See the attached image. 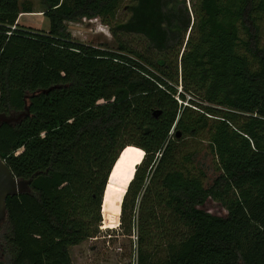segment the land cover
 Returning a JSON list of instances; mask_svg holds the SVG:
<instances>
[{
    "label": "trees",
    "instance_id": "1",
    "mask_svg": "<svg viewBox=\"0 0 264 264\" xmlns=\"http://www.w3.org/2000/svg\"><path fill=\"white\" fill-rule=\"evenodd\" d=\"M41 4L47 32L19 24L29 5L0 0V114H27L0 126V157L27 182L6 202L9 264H74L71 248L102 233L127 147L144 152L119 225L137 264H264V0ZM95 19L114 49L66 26ZM187 139L207 142L210 184Z\"/></svg>",
    "mask_w": 264,
    "mask_h": 264
},
{
    "label": "rangeland",
    "instance_id": "2",
    "mask_svg": "<svg viewBox=\"0 0 264 264\" xmlns=\"http://www.w3.org/2000/svg\"><path fill=\"white\" fill-rule=\"evenodd\" d=\"M22 4L29 5L32 13H22L19 16V24L34 31L47 32L49 30V19L43 16V6L41 0H20ZM125 17V12L121 14ZM67 29L72 38L83 44L94 46H108L114 49L116 44L109 28L102 24L100 20H82L78 23H66ZM137 38V37H136ZM133 40L129 36L126 41ZM140 43L142 41L138 39ZM181 91V84L178 85ZM192 141V143H191ZM190 146L197 147V154L194 158V166L196 171H204L207 177V184H210L219 174L214 156L208 149L206 141L198 143V141L187 139ZM122 179V178H121ZM120 179L114 180L115 184L120 183ZM206 212L216 216L227 215L218 203L208 200L202 207ZM121 215V213H120ZM2 223L0 226V260L9 264L11 261L10 250L6 244L7 226ZM120 225V224H119ZM101 234L95 238H91L79 246L71 248V257L74 264H137L135 233L130 237L124 236L120 227L111 229H102Z\"/></svg>",
    "mask_w": 264,
    "mask_h": 264
},
{
    "label": "bare ground",
    "instance_id": "3",
    "mask_svg": "<svg viewBox=\"0 0 264 264\" xmlns=\"http://www.w3.org/2000/svg\"><path fill=\"white\" fill-rule=\"evenodd\" d=\"M144 152L135 147H127L117 160L110 175L102 204V229H111L120 224L121 204L127 188L134 177L136 167L142 162ZM121 181L114 187V180ZM122 178V179H121Z\"/></svg>",
    "mask_w": 264,
    "mask_h": 264
},
{
    "label": "water",
    "instance_id": "4",
    "mask_svg": "<svg viewBox=\"0 0 264 264\" xmlns=\"http://www.w3.org/2000/svg\"><path fill=\"white\" fill-rule=\"evenodd\" d=\"M160 114H161L160 111H155L153 113L154 117L156 118ZM26 115L27 114L23 113L15 117V116L7 115V114H0V126L3 124L17 123ZM177 137L178 138L180 137V133H177ZM26 187H27V182H23L15 178L11 170L6 165L5 161H3L0 157V226L7 218L6 202H7L8 197L21 193ZM101 214H102V211H101Z\"/></svg>",
    "mask_w": 264,
    "mask_h": 264
},
{
    "label": "built area",
    "instance_id": "5",
    "mask_svg": "<svg viewBox=\"0 0 264 264\" xmlns=\"http://www.w3.org/2000/svg\"><path fill=\"white\" fill-rule=\"evenodd\" d=\"M135 238V240H137V238L136 237H134Z\"/></svg>",
    "mask_w": 264,
    "mask_h": 264
}]
</instances>
